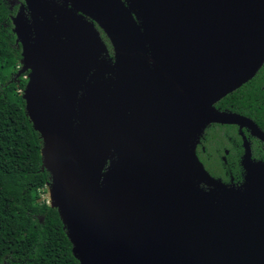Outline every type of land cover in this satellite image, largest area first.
Masks as SVG:
<instances>
[{"label":"water","instance_id":"95a60500","mask_svg":"<svg viewBox=\"0 0 264 264\" xmlns=\"http://www.w3.org/2000/svg\"><path fill=\"white\" fill-rule=\"evenodd\" d=\"M61 6L53 29L13 31L22 45L16 76L29 71L21 95L41 138L49 204L74 257L80 264H264V163L246 148L244 181L228 187L195 153L211 122L247 126L264 141L251 119L213 106L264 61V0ZM142 68L157 98L191 107L187 119L172 110L143 143L129 122Z\"/></svg>","mask_w":264,"mask_h":264},{"label":"trees","instance_id":"16d2710c","mask_svg":"<svg viewBox=\"0 0 264 264\" xmlns=\"http://www.w3.org/2000/svg\"><path fill=\"white\" fill-rule=\"evenodd\" d=\"M8 40V31L0 30V264H80L57 209L41 198L50 176L25 112V73L16 76L21 55ZM234 94L236 109L262 117L264 80L256 77Z\"/></svg>","mask_w":264,"mask_h":264},{"label":"flooded vegetation","instance_id":"af4514ba","mask_svg":"<svg viewBox=\"0 0 264 264\" xmlns=\"http://www.w3.org/2000/svg\"><path fill=\"white\" fill-rule=\"evenodd\" d=\"M61 5L62 0H0V30L8 31V41L11 49L18 50L21 55L22 45L17 42V36L13 30L53 29V26L58 24L55 19L56 11H60V9L64 11ZM49 16H51L50 20H48ZM95 27L99 30L100 36L107 46L109 62L113 64L114 53L109 39L96 24ZM145 71L143 68L140 69L142 78L139 79V90L136 98L132 100L134 105L137 104V107H131L136 113L133 115V119L129 120V122L132 121V138L134 141L155 139L154 126L157 122L168 119L172 110L175 112L180 110L181 114L183 111L187 119L189 108L191 109L185 103L184 112L183 109L177 107L175 100H165L160 96L157 98V86H154V82L146 75ZM28 72H25V78ZM256 77L264 80V61L250 80L227 93L216 101L213 106L221 112H233L248 117L264 133V114H262V117L256 115L253 117L244 113L234 107L236 104L234 96L233 100L229 98L234 93L237 95L241 93L244 87L249 86V81ZM146 87L149 88L147 92ZM248 107L252 108L251 105H248ZM254 112L253 110L250 111L251 114ZM130 113L129 110L128 114ZM149 148L145 150L147 154L150 153L151 148ZM246 148L249 149L250 159L253 162L264 163V141L254 135L249 127L239 124L211 122L205 126L199 136L195 153L204 169L213 179L228 187H237L243 183L246 173L242 163ZM200 187L207 191L212 188L211 185L205 182H201Z\"/></svg>","mask_w":264,"mask_h":264},{"label":"rangeland","instance_id":"374dc122","mask_svg":"<svg viewBox=\"0 0 264 264\" xmlns=\"http://www.w3.org/2000/svg\"><path fill=\"white\" fill-rule=\"evenodd\" d=\"M19 91H21L20 89H19ZM41 198L42 199H45V200H47L48 202H49V188H48V186H46L44 189H43V192H42V194H41Z\"/></svg>","mask_w":264,"mask_h":264}]
</instances>
